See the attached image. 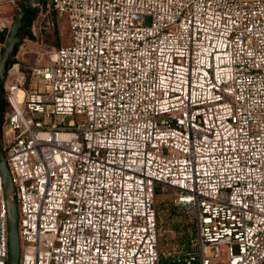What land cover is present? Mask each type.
<instances>
[{"label":"built area","instance_id":"1","mask_svg":"<svg viewBox=\"0 0 264 264\" xmlns=\"http://www.w3.org/2000/svg\"><path fill=\"white\" fill-rule=\"evenodd\" d=\"M39 6L71 42L1 86L19 264H264V0ZM161 193L193 217L182 252L161 250Z\"/></svg>","mask_w":264,"mask_h":264},{"label":"rangeland","instance_id":"2","mask_svg":"<svg viewBox=\"0 0 264 264\" xmlns=\"http://www.w3.org/2000/svg\"><path fill=\"white\" fill-rule=\"evenodd\" d=\"M23 1L0 0V17L7 18L11 23L8 30L3 34L8 36L9 29L17 21L19 14L25 11L22 8ZM34 6H37L39 9L38 16L31 27V33L27 34L19 42V47L15 55V62L20 64L24 70H29L37 64L48 63L54 47L68 45L71 42L70 32L65 18H61L56 23L55 28L52 26L45 32L44 12L39 5ZM69 119L67 118V120ZM157 207L161 250L166 254L184 251L195 232L193 217L175 205L172 194L170 193H161L157 196ZM181 239H184L183 244L180 242ZM226 255V251L222 250L221 258L225 259Z\"/></svg>","mask_w":264,"mask_h":264},{"label":"water","instance_id":"3","mask_svg":"<svg viewBox=\"0 0 264 264\" xmlns=\"http://www.w3.org/2000/svg\"><path fill=\"white\" fill-rule=\"evenodd\" d=\"M33 5H39L42 0H30ZM25 11L21 12L17 21L9 29V34L4 43V49L0 58V96L1 86L6 79L7 65L13 54L15 47L27 34L31 33V27L26 26L23 19ZM0 173L5 181V192L8 205V225H9V262L8 264H19L20 260V238L18 229V206L14 197L15 187L12 181L11 172L5 158V152L0 137Z\"/></svg>","mask_w":264,"mask_h":264},{"label":"trees","instance_id":"4","mask_svg":"<svg viewBox=\"0 0 264 264\" xmlns=\"http://www.w3.org/2000/svg\"><path fill=\"white\" fill-rule=\"evenodd\" d=\"M23 2H24V4L22 5V8L26 12L24 17H23V19L26 21V25L27 26L32 27L35 19L38 16L39 9H38L37 6L32 5L30 3V0H24ZM6 36H7L6 34H2L1 35L2 42H4L6 40ZM18 47H19V45H17L15 47V50H14L13 54L11 55V58H10V60L8 62V65H7V71L8 72L11 69L12 65L15 63V55L17 53ZM5 105H6V101L3 98V95H1L0 96V115H1V112L4 109ZM0 126H1V117H0ZM180 242H181V244H183L184 243V239H181Z\"/></svg>","mask_w":264,"mask_h":264},{"label":"flooded vegetation","instance_id":"5","mask_svg":"<svg viewBox=\"0 0 264 264\" xmlns=\"http://www.w3.org/2000/svg\"><path fill=\"white\" fill-rule=\"evenodd\" d=\"M27 26V25H26Z\"/></svg>","mask_w":264,"mask_h":264}]
</instances>
